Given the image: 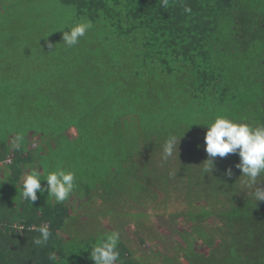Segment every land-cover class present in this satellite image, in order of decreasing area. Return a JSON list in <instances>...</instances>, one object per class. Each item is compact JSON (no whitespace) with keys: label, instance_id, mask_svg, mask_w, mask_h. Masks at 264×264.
<instances>
[{"label":"trees","instance_id":"16d2710c","mask_svg":"<svg viewBox=\"0 0 264 264\" xmlns=\"http://www.w3.org/2000/svg\"><path fill=\"white\" fill-rule=\"evenodd\" d=\"M62 3L75 9L74 25L93 23L76 46L55 40L53 47L34 51L48 60L54 80L60 72L64 81L53 83V74L18 77L26 84H41L46 89L41 94L17 83L15 67L0 68L1 80L7 83L5 98L18 95L24 101H37L9 107L12 112L6 119L0 108V122L24 115L30 120L27 129L48 140L29 148L26 131L12 128L9 133L22 135L17 149L11 134L0 132V165L10 166L0 177L7 181L11 175L9 193L18 197L17 202L0 201L4 207L0 209V264H67L72 249L61 232L69 233L74 222L69 201L57 203L47 191L38 192L42 197L32 204L21 199L23 173L15 163L40 169L46 177L51 170L83 159L86 167L98 165L99 173L90 176V183H78L72 195L79 199H91L102 187L109 205L116 200L139 205L154 199V184L165 191L183 183L190 205L205 200L198 211L185 214L209 252L196 251L189 233L177 246L182 261L175 254L168 264H264V201L256 202L254 187H248L247 178L236 168L238 153L216 157L213 166L205 151L211 118L221 115L254 126L264 124V0H169L167 8L160 0ZM185 7L191 12L186 13ZM8 33H1V40L11 41ZM0 57L4 58L2 52ZM200 119L206 122L202 128L196 125ZM72 129L74 138L67 135ZM171 135L179 143L174 152L180 156L176 172L170 167L172 156L162 162L163 169L155 160L164 155ZM143 155L153 160L140 161ZM229 168L231 177L226 175ZM258 182L264 188V175ZM209 215L215 217L211 233L201 225ZM43 224L49 225L52 235L37 245L34 240L41 238L38 229ZM118 250L121 263H117L143 264L129 255L130 247L119 245ZM53 255L55 259L50 258Z\"/></svg>","mask_w":264,"mask_h":264},{"label":"rangeland","instance_id":"374dc122","mask_svg":"<svg viewBox=\"0 0 264 264\" xmlns=\"http://www.w3.org/2000/svg\"><path fill=\"white\" fill-rule=\"evenodd\" d=\"M74 11L75 9L73 7L63 4L62 0H0V53L2 52L4 57H0V68L4 66H10L9 68L15 67V69H13L16 74L17 83L26 88H33L37 92H41V94H44L45 92L43 90H46L42 89L43 86L41 84L38 82L26 84L18 77L23 78L26 74H43L44 76L53 74V83H55V81H64V77L60 76V72H58L59 77L54 80V69L49 66L47 59H42V57H40L42 52L38 53L39 55L33 53L39 48L44 49L49 43L55 40H59L61 44H64L62 40L63 32L69 31L68 28L74 25ZM3 32H9L6 36L8 39L13 37L12 40L8 42L1 40L3 37L1 33ZM16 71L18 72L16 73ZM65 74L67 73L65 72ZM1 79H3V77L0 76V108L4 113L3 119H6L8 114L12 112V109H9V107L33 105L37 103L36 99L35 101H33V99L24 101L23 98L18 95H16V97L12 95L10 97L11 100H8L2 94L7 83L5 80ZM18 109L20 113V108ZM217 112L219 113L220 111ZM0 119L2 118L0 117ZM213 121L214 118H211V122ZM204 123L206 124L204 119H200L196 125L198 128H202ZM29 125V117H24L23 115L20 118L10 119L4 122L1 121L0 132L3 131L9 136L11 134V137H13L12 140H14L17 135L21 137L22 135H20V133H9L12 128H17L18 131H26L27 134H25V136L28 135L30 139L28 144L29 148H34L41 143L42 140L44 143H47L48 140H46L45 137L42 138L40 134L34 136L32 133L35 132V130L27 129ZM39 129H41V127H39ZM27 130L30 131L27 132ZM189 133H193V130L189 131L185 137H188ZM75 134L76 132L73 129L67 132L70 138H74ZM20 141H22V139ZM179 149H182V147H179ZM40 156L43 157L42 154H40ZM32 157L34 160L37 159V153L32 154ZM172 157L173 159L170 162V167L173 172H176V170L180 168V156L173 153ZM52 158H54V155ZM8 159H10V157H8ZM143 160L147 162L153 160V157L143 155L140 161ZM155 160L161 163L162 166V162L165 161L164 155H157ZM83 161L84 159L79 163L74 161L69 167L64 168L75 171L77 176V187L80 181L86 184L88 181L90 183L91 179L89 178L99 173L98 165L86 167L87 164ZM36 163L34 162L35 165L32 164V166L36 167ZM15 164H19V169L22 170L23 174L25 169H28V171L32 169L30 165L26 167L25 164H21L19 161H16ZM0 166L1 175L10 168V166L8 167L5 164ZM163 167L164 166L161 168L163 169ZM51 169H54V167ZM11 170L12 169H10V171ZM172 171L169 172L170 175L174 174ZM22 177L23 175L20 178L21 184H23ZM6 180L7 181L0 177V201L15 199L14 201L17 202L18 197L16 194L9 193V191L13 190V178L10 176ZM46 182L45 180L43 183L45 184ZM43 183L42 187H44ZM81 184L82 183L79 184V188L84 187ZM154 185H157L156 188L152 187L156 199L154 197L151 201H147L143 198V203L138 205V203L135 202L132 204L134 207L128 204L126 200L124 201V199L122 200L124 202L119 203L118 200H116L113 205H109L104 199V190L102 187H99L98 192H94V194L90 196L91 199H79L76 194H73L71 198L69 197L70 200L68 199L67 201H69L68 204L71 206L72 219L74 222L72 223L73 225L69 233H67V231L61 232V236L68 240L66 242L72 249L68 252L67 264H95L94 260L91 258V251L95 242H100L105 234L113 231H118L120 233V242L118 246L123 245L126 248L130 247L132 253L129 255L133 256L135 261L143 262V264H149L150 262L154 264H168L167 259L172 258L175 254H177L179 260L182 261L183 253L178 252L180 247L177 248V246L182 244L184 236H187L189 233H192L195 250L202 253L204 252L205 254L208 253L209 247L202 242L199 234L194 232L192 222H189L190 218L185 214L191 209L198 211L200 205H206L205 200L197 199V202L195 201V203L193 202L190 205L186 196L187 188H185L183 183H180L179 187H167L165 191H162L158 184ZM172 185L175 184L172 183ZM76 190L78 191L79 189ZM100 193H102L103 196H101ZM37 196L38 198L42 197L41 195ZM167 198H169L168 201H166ZM164 201H166V203ZM1 208L4 207L0 206V209ZM9 209L11 208L8 207L6 210ZM139 212L145 215L141 218H137L133 215ZM214 218L213 215H209L201 223L204 229L209 233H211V225H215ZM142 238H146V240L142 242Z\"/></svg>","mask_w":264,"mask_h":264},{"label":"clouds","instance_id":"9594fccd","mask_svg":"<svg viewBox=\"0 0 264 264\" xmlns=\"http://www.w3.org/2000/svg\"><path fill=\"white\" fill-rule=\"evenodd\" d=\"M160 5L167 8L169 0H160ZM186 13L191 12L190 7H185ZM93 28L91 21L80 22L70 26L69 31L63 32V43L68 47H73L79 44L80 39L85 37L86 33ZM63 30V29H61ZM49 48L53 47L49 43ZM56 47V46H55ZM207 126L205 135V151L209 156L207 162L214 166L216 157L224 158L228 154L239 155L240 162L236 168L240 169L243 177L247 178L249 188L254 187V196L256 202L264 201V188L258 187V178L264 175V124L253 125L247 121H238L226 116H217L213 122ZM21 136L17 135L13 140V147L19 148ZM180 142V141H179ZM179 143L177 137L171 135L164 144V159L171 157L174 151L177 150ZM41 170L32 168L30 171H25L22 177L23 186L19 191L21 199L33 203L38 199L37 193L43 194L48 192V198H54L57 203H63L69 199L77 187L76 173L72 170L64 168H56L48 172L46 177L41 175ZM232 169L226 171V175L231 177ZM11 175L8 176V178ZM47 181L46 186L42 187L41 182ZM41 238L35 239L34 243L41 245L46 243L51 237L49 225L43 224L38 229ZM120 242V233L113 231L105 234L100 242H95L91 258L95 264H117L120 259L118 244ZM55 259L53 255L50 257Z\"/></svg>","mask_w":264,"mask_h":264}]
</instances>
